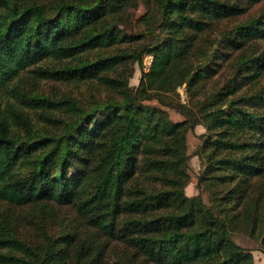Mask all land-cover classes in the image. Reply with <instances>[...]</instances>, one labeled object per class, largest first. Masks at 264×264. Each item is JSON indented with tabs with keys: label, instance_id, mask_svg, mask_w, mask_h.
<instances>
[{
	"label": "trees",
	"instance_id": "trees-1",
	"mask_svg": "<svg viewBox=\"0 0 264 264\" xmlns=\"http://www.w3.org/2000/svg\"><path fill=\"white\" fill-rule=\"evenodd\" d=\"M238 1L261 10L235 27L230 42L264 40V0ZM137 2L0 0V204L33 205L45 216L35 243L0 225V264H104L115 244L124 247L117 264H253L233 234L259 228L264 243V219L242 210L246 190L264 174V84L257 85L264 48L240 53L233 76L197 110L176 91L215 72L210 63L194 67L191 50L213 22L244 8L225 0H153L138 20L146 29L129 36L141 43L136 55L114 51L128 41L119 27L130 24ZM146 53L149 70L132 88L133 70L122 66L141 64ZM47 60L53 63L36 66L34 78L95 80L116 96L84 109L75 100L31 95L25 101L43 123L16 105L2 106L22 96V71ZM152 99L184 119L172 122L165 110L143 103ZM99 111L106 117L89 130ZM197 125L207 133L197 151L207 203L200 193H185L186 135ZM62 206L93 238L77 224L57 236L44 228Z\"/></svg>",
	"mask_w": 264,
	"mask_h": 264
},
{
	"label": "rangeland",
	"instance_id": "rangeland-1",
	"mask_svg": "<svg viewBox=\"0 0 264 264\" xmlns=\"http://www.w3.org/2000/svg\"><path fill=\"white\" fill-rule=\"evenodd\" d=\"M137 6L129 10L131 14L130 24H125L119 27L120 30L126 35L128 41H123L119 46L115 47V51H126L132 52L136 55L141 43L136 41H129L130 34L135 32H141L145 30L146 26L142 23H138L139 18L145 13L152 10L153 0H137ZM229 3L238 4L244 8L245 12L238 16L227 18L212 23L211 27L200 34L198 40L195 42L191 50L190 60L192 65L198 66L203 63H210V69H214L215 72L208 75L201 83L195 87H189L188 84H184L177 88L179 100L182 104L194 108L197 110V106L204 102L203 100L207 95L214 94L219 91L223 84L233 76L236 59L240 53L250 54L255 52L257 49L264 48V40L247 42L244 45L237 46L230 42V38L235 27L252 16H255L261 10L260 5H242L238 0H225ZM159 32V29H158ZM163 34V33H162ZM163 35L160 36V38ZM159 38V39H160ZM158 39V43L162 40ZM138 48L136 51H134ZM112 49H110L111 51ZM112 50V51H113ZM134 51V52H133ZM257 53V52H256ZM150 55L148 53L142 54L141 64L137 61H130L122 68H130L133 70V74L129 79V86L136 87L139 83L141 73H147L149 69H146L145 63L146 57ZM152 56V55H151ZM52 61L41 62L38 65L31 66L26 70L22 71L24 78V89L22 96L11 97L9 96L6 100L2 101V106L6 104L16 105L20 107L23 112L30 114L33 121L37 123H43L38 111L28 106L29 98L31 95H42L50 98L53 101H59L61 99L75 100L84 109L93 108L102 102H105L108 98L116 96V94L101 86L95 80H88L82 82H63L55 80H41L34 78L32 72L36 70V66H43L52 64ZM264 84V76L257 84L261 86ZM200 102V103H199ZM144 104L155 106L162 110H165L172 122L182 121L184 118L180 112L170 106L163 105L157 99L143 101ZM104 111H99L96 118L89 124V130H94L102 120L106 117ZM205 128L201 125H197L194 130L189 131L186 135V147L187 154L189 156V174L190 184L185 189L187 196H194L198 193L201 194L204 202L209 200V191L207 187L198 186L199 176L201 175L202 169L200 166V160L197 156L201 144L205 139ZM245 205L242 210L246 211L256 222L264 219V174L255 179L251 186L246 190L245 194ZM54 218L44 223L45 229L52 235L57 236L63 230L70 228L81 227V234H85L86 238H93V230L86 228L84 223L81 221L74 222L75 214L69 206H62L61 208L54 209ZM44 214L33 205H5L0 204V225L9 226L15 233L35 243L40 235V221L44 220ZM45 217V216H44ZM47 217V216H46ZM48 219V217H47ZM76 220V219H75ZM250 233H234V241L241 247L251 252L253 256V264H264V243L261 242L259 235V228ZM124 247L122 245L109 246L104 255V264H117V253H121ZM122 258V256L120 257ZM145 264V263H144Z\"/></svg>",
	"mask_w": 264,
	"mask_h": 264
},
{
	"label": "built area",
	"instance_id": "built-area-1",
	"mask_svg": "<svg viewBox=\"0 0 264 264\" xmlns=\"http://www.w3.org/2000/svg\"><path fill=\"white\" fill-rule=\"evenodd\" d=\"M151 61H152V56L151 55H148L145 59V63L147 65L146 69H149L150 67V64H151Z\"/></svg>",
	"mask_w": 264,
	"mask_h": 264
}]
</instances>
